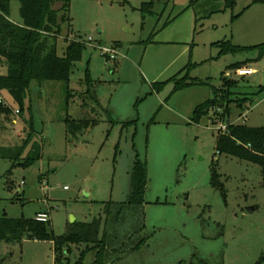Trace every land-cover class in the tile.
Listing matches in <instances>:
<instances>
[{"label":"rangeland","instance_id":"rangeland-1","mask_svg":"<svg viewBox=\"0 0 264 264\" xmlns=\"http://www.w3.org/2000/svg\"><path fill=\"white\" fill-rule=\"evenodd\" d=\"M151 1L70 0L71 22L61 26L55 52L62 57L66 41L85 49L68 85L32 82L24 113L0 117V218L29 220L43 211L54 237L64 236L102 216L101 203L128 200L138 157L147 169L139 234L146 242L106 264H256L264 257L261 169L218 155L215 146L227 123L264 128V56L219 55L215 44H264V4L238 0L225 10L215 0H153L152 13L143 15L141 5ZM19 7H9L15 25ZM237 64L254 74L236 76L230 68ZM7 67L0 60V76ZM175 77L205 85L175 92ZM224 80L236 83L229 97L219 93L208 116L191 122ZM0 95L18 110L6 91ZM66 119L97 124L73 138ZM215 164L225 197L211 185ZM84 250L70 246L67 264L79 262ZM95 254L81 263L92 264ZM54 259L52 242H0V264Z\"/></svg>","mask_w":264,"mask_h":264},{"label":"trees","instance_id":"trees-1","mask_svg":"<svg viewBox=\"0 0 264 264\" xmlns=\"http://www.w3.org/2000/svg\"><path fill=\"white\" fill-rule=\"evenodd\" d=\"M222 1L225 10H232L238 0ZM11 2L19 3L20 25L9 21V7ZM61 4L59 10L54 9L55 4ZM254 4H264V0H256ZM70 0H0V60L7 64L6 75L0 77V92L6 91L18 107L19 114L24 113L26 98L32 82H61L68 85L70 75L76 63L81 60L85 45L76 41H66L62 57L55 52L54 43L61 34L62 25H70L69 18ZM154 1L141 5L143 15L151 14ZM238 16L233 17L237 19ZM49 41L53 44L50 46ZM220 48L219 55L233 54L246 50H257L260 57L264 56V44L250 48L234 47L226 43L215 44ZM107 58V57H105ZM237 64L230 69L242 67ZM88 82L91 80L88 79ZM174 91L205 85L199 80L189 78L177 79L175 77ZM236 83L223 82L221 90L214 91V100L198 106L193 113L191 122L198 124L208 116L210 107L214 106L216 97L228 98L230 90ZM160 88V85H156ZM67 96L71 93L66 87ZM223 95V96H222ZM229 102L225 107L223 116L227 113ZM12 110L0 107V117L8 119ZM67 133L76 138L97 122L93 120L64 121ZM216 153L235 158L261 169L262 187L264 189V128H249L244 125L226 124L225 131L217 133ZM36 157H27L20 166L29 167L39 160ZM147 182L146 163L136 157L130 171V195L126 202L101 203L103 215L94 219L90 224H74L68 233L61 237H54L50 222L39 223L35 219L9 220L0 218V242L15 243L27 241L52 242L54 248V263L67 264L65 255L70 246H84L80 261L90 252L96 253L92 264H106L113 261L117 255L139 250L146 242L140 237L143 228L142 205L144 204V191ZM211 185L224 196L223 185L217 174V165L211 170ZM225 197V196H224ZM264 263L262 257L256 264Z\"/></svg>","mask_w":264,"mask_h":264},{"label":"built area","instance_id":"built-area-1","mask_svg":"<svg viewBox=\"0 0 264 264\" xmlns=\"http://www.w3.org/2000/svg\"><path fill=\"white\" fill-rule=\"evenodd\" d=\"M88 42H91V39L89 38L88 39ZM234 74H236V76L238 77H247V76H251L254 74V71L253 70H250V69H245V68H242V69H237ZM2 77V76H0ZM0 107L2 108H8V109H11V106H9L5 99H3L0 95ZM12 113H14V115H18L19 114V111L16 110V111H13L12 110ZM226 129V125L221 127V129L218 130V132H224ZM35 221L39 222V223H46V222H49V217H48V214L46 212H42V213H38L36 216H35Z\"/></svg>","mask_w":264,"mask_h":264},{"label":"water","instance_id":"water-1","mask_svg":"<svg viewBox=\"0 0 264 264\" xmlns=\"http://www.w3.org/2000/svg\"><path fill=\"white\" fill-rule=\"evenodd\" d=\"M248 212H249V213H252V212H253V209H248Z\"/></svg>","mask_w":264,"mask_h":264},{"label":"crops","instance_id":"crops-1","mask_svg":"<svg viewBox=\"0 0 264 264\" xmlns=\"http://www.w3.org/2000/svg\"><path fill=\"white\" fill-rule=\"evenodd\" d=\"M87 196H88V195H87ZM42 212H43V211H39V213H42ZM37 214H38V213H37ZM37 214H36V215H37ZM36 215H35V216H36ZM34 218H35V217H34Z\"/></svg>","mask_w":264,"mask_h":264}]
</instances>
